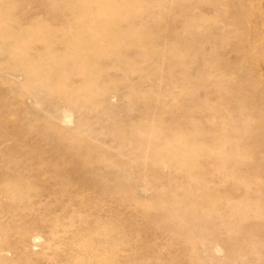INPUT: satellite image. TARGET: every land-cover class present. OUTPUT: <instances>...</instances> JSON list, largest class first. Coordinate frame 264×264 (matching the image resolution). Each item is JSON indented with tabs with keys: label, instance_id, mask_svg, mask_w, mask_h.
Returning <instances> with one entry per match:
<instances>
[{
	"label": "rangeland",
	"instance_id": "obj_1",
	"mask_svg": "<svg viewBox=\"0 0 264 264\" xmlns=\"http://www.w3.org/2000/svg\"><path fill=\"white\" fill-rule=\"evenodd\" d=\"M0 264H264V0H0Z\"/></svg>",
	"mask_w": 264,
	"mask_h": 264
},
{
	"label": "bare ground",
	"instance_id": "obj_2",
	"mask_svg": "<svg viewBox=\"0 0 264 264\" xmlns=\"http://www.w3.org/2000/svg\"><path fill=\"white\" fill-rule=\"evenodd\" d=\"M11 116V115H10ZM122 201V200H121ZM68 203V202H67ZM86 214V213H85ZM51 216V215H50ZM137 216V215H136ZM43 223V222H42ZM73 226V225H72ZM71 228V227H70ZM63 230V229H62ZM56 234V233H55ZM53 235V234H52ZM30 236V235H29ZM36 236V235H35ZM75 237V236H74ZM26 238V237H25ZM22 239V238H21ZM30 239L32 240V241H36L38 238L37 237H34V235L33 236H30ZM19 240V239H18ZM23 240L24 241H27V240H25L24 238H23ZM144 240V239H143ZM21 241V240H20ZM28 241H29V239H28ZM71 241V240H70ZM166 242V241H165ZM21 243V242H20ZM51 243V242H50ZM171 243V242H170ZM29 244V243H28ZM48 244V243H47ZM24 244H22V247H24L23 246ZM26 246V245H25ZM34 246V245H33ZM76 246V245H75ZM59 247V246H58ZM25 248V247H24ZM28 250H30V251H32V244H30V245H27V247H26ZM79 248V247H78ZM157 248V247H156ZM22 249V248H21ZM27 249H23V250H27ZM27 250V251H28ZM113 256V255H112ZM81 257V256H80ZM90 257V256H89ZM94 257V256H93ZM96 257V256H95ZM101 257V256H100ZM49 259V258H48ZM112 259V258H111ZM78 260V259H77ZM80 260V259H79ZM82 260V259H81ZM83 261V260H82ZM93 262V261H92ZM163 262V261H162Z\"/></svg>",
	"mask_w": 264,
	"mask_h": 264
}]
</instances>
